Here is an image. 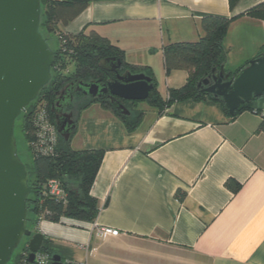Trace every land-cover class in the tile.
I'll list each match as a JSON object with an SVG mask.
<instances>
[{"label": "crops", "instance_id": "0c3cea01", "mask_svg": "<svg viewBox=\"0 0 264 264\" xmlns=\"http://www.w3.org/2000/svg\"><path fill=\"white\" fill-rule=\"evenodd\" d=\"M263 1L96 0L61 31L106 38L128 69L157 89L163 82L168 100L191 72L168 70L165 47L203 37L205 16L228 18L224 66L235 73L264 52V19L248 13ZM101 101L80 111L70 139L104 151L91 188L99 214L41 219L50 252L70 264H264V95L233 119L208 97L160 107L146 99V109L135 101L132 117L143 113L133 131Z\"/></svg>", "mask_w": 264, "mask_h": 264}, {"label": "water", "instance_id": "95a60500", "mask_svg": "<svg viewBox=\"0 0 264 264\" xmlns=\"http://www.w3.org/2000/svg\"><path fill=\"white\" fill-rule=\"evenodd\" d=\"M41 21L42 0H0V264H11L24 238H29L30 250L26 264H34L36 252L46 241L41 231L28 227V202L34 187L15 134L18 117L52 79L57 50L44 37ZM99 66L104 77L74 79L51 101L57 130L66 141L77 128V119L66 111L76 92L90 100L108 95L116 110L129 116L131 110L121 99L143 101L155 88L152 77L144 72L126 70L121 74L123 61L118 56L101 59ZM203 84L206 86L201 88ZM198 87L221 98L229 113L235 114L242 104L264 95V52L237 73L227 71L224 65L213 68ZM52 264L65 263L59 254H53Z\"/></svg>", "mask_w": 264, "mask_h": 264}, {"label": "trees", "instance_id": "16d2710c", "mask_svg": "<svg viewBox=\"0 0 264 264\" xmlns=\"http://www.w3.org/2000/svg\"><path fill=\"white\" fill-rule=\"evenodd\" d=\"M93 1L96 0H42L41 30L48 28L52 32L59 33L61 45L57 49L50 83L41 91L36 101L27 107L26 112L17 119V121L19 119L22 120L21 123L24 126V130L30 131L34 140L36 135L33 115L35 107L42 101L43 97L47 98L44 102H46L52 120L55 122L54 113L51 110V101L53 99L52 96H55L62 86L73 79L93 80L104 77L105 72L99 66V62L103 58L118 56L123 61V51L106 38L99 35H69L57 28V20L67 23L69 19ZM237 1L230 0L231 6ZM248 13L264 19V1L251 8ZM229 24L230 19L228 18L216 15L205 16L202 19V27L205 31L203 37L197 41L175 42L166 46L165 60L167 69L170 70L174 66L185 67L191 72L190 78L181 88L171 89L168 100H164L160 96L154 83L155 88L147 101L151 105L160 107L189 98L204 99L208 97L219 102L231 119L237 117L244 110L254 109L253 101L256 98L251 102L242 104L236 113L231 115L221 98L203 93L198 87L199 81L208 77L213 68H220L224 65L226 59L224 39ZM69 64H72V68L69 67ZM123 65L127 67L126 65L129 64H125L123 61ZM148 75L150 76V74ZM94 101H99V99H89L83 104L80 111ZM101 102L114 111L127 130L133 131L136 128L137 122L142 116V111H137L136 117H132V114L126 116L120 114L111 101L103 100ZM259 131H264V117ZM103 156V150L73 149L70 140L66 141L61 136H59L55 154H38L33 150V164L28 165L26 163L29 172V183L34 187V192L28 202V227L35 232L41 219L57 222L62 217L88 222L94 221L99 214L100 208L99 201L91 195V188L95 182ZM50 178L61 180L68 195L66 203L45 194V183ZM26 243H24L23 248ZM43 248L49 250L47 241H45ZM17 259L18 255H16L11 264H14Z\"/></svg>", "mask_w": 264, "mask_h": 264}, {"label": "built area", "instance_id": "2783aa9c", "mask_svg": "<svg viewBox=\"0 0 264 264\" xmlns=\"http://www.w3.org/2000/svg\"><path fill=\"white\" fill-rule=\"evenodd\" d=\"M264 117V108L259 112ZM33 125L36 138L32 143L33 150L38 154L53 155L56 153L59 143V132L56 122L52 120L46 102L42 101L35 107L33 115ZM45 194L57 198V200L66 203L68 201L67 192L58 178H50L45 183ZM100 233L118 235L119 230L111 227L99 228ZM27 241V243H26ZM26 246L21 250L18 259L14 264H26L29 255V238H26ZM52 253L50 250L41 248L36 252L34 264H52ZM65 264H70L66 262Z\"/></svg>", "mask_w": 264, "mask_h": 264}, {"label": "rangeland", "instance_id": "374dc122", "mask_svg": "<svg viewBox=\"0 0 264 264\" xmlns=\"http://www.w3.org/2000/svg\"><path fill=\"white\" fill-rule=\"evenodd\" d=\"M56 25H57V28L61 30L63 28V21L57 20ZM41 31H42L44 37L47 39L50 47L53 50H57L61 45V42L59 39V33L52 32L48 28L41 30ZM69 67L72 68V64H69ZM158 89H160V91L163 95L166 93L165 86H164L163 82H161V83L158 82ZM53 97L54 96H52V98ZM46 99L47 98L43 97L42 101H44ZM138 107L140 109H142V108L146 109L147 107H150V106L145 101H139ZM75 115H77V111H75ZM21 122H22V120H20V119L17 121L16 129H15V134L17 137L18 152H19L20 157L22 158V160L25 163H28V165H32L33 164L32 143H33L34 138H33V135L30 131L28 132L27 130H24V126L22 125ZM25 241H26V238H24L22 240L19 247L16 249V251H15V253H14V255L10 261L11 263L13 262L16 255H19L21 253V250H22V247L24 246Z\"/></svg>", "mask_w": 264, "mask_h": 264}, {"label": "flooded vegetation", "instance_id": "af4514ba", "mask_svg": "<svg viewBox=\"0 0 264 264\" xmlns=\"http://www.w3.org/2000/svg\"><path fill=\"white\" fill-rule=\"evenodd\" d=\"M126 70H130V69H128V67H125L124 65H123V67L119 70V72L122 74V73H124ZM133 71V70H132ZM134 72V71H133ZM105 74V73H104ZM112 75L114 74V73H111ZM74 80V79H73ZM72 82V80H70V81H68L64 86H62L61 88H60V90H58L57 92H56V94H55V96L53 97V99H55L56 97H58V92H60V91H62L65 87H66V85H68V84H70ZM206 85L205 84H203L202 86H201V88H203V87H205ZM52 99V100H53ZM89 100V98L87 97V96H84V95H82L80 92H76L75 94H74V96H73V102H72V105L70 106V107H68L67 109H66V111L67 112H72L73 113V115L75 116V118L79 115V113H80V108L83 106V104H85L87 101ZM101 100H104V101H111L109 98H108V95L107 96H105V97H103V98H101ZM121 102L123 103V104H125L126 106H127V108H129L131 111H132V108H134V105L136 104V102L135 101H128V100H125V99H121ZM75 111H77V115H75ZM54 118H56V114L54 113ZM77 119V118H76ZM55 121H56V119H55Z\"/></svg>", "mask_w": 264, "mask_h": 264}]
</instances>
